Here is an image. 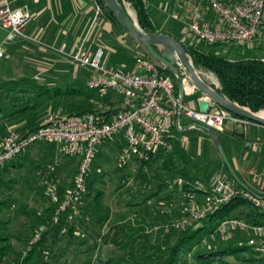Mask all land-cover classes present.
<instances>
[{"label":"trees","instance_id":"1","mask_svg":"<svg viewBox=\"0 0 264 264\" xmlns=\"http://www.w3.org/2000/svg\"><path fill=\"white\" fill-rule=\"evenodd\" d=\"M95 1L100 15L125 31L105 1ZM116 1L123 12H125L123 2L131 6L137 24L144 33L157 32L143 0ZM179 43L195 71H204L215 76L219 84V88L216 89L218 92L252 113L264 111V61L247 57L232 58L229 56V50L209 51L201 44L196 45L190 40ZM153 49L157 50L156 47ZM145 56L158 66L161 75L173 78L172 73L154 61L146 51ZM10 76L13 77V74ZM174 82L177 87L176 81ZM103 106L107 109H103ZM59 107H62L70 117L93 114L101 121H108L122 111L115 95L100 97L95 92L87 90L83 84L50 89L39 86L31 78L11 80L0 78V140L5 139L8 127L20 137L27 136L41 126L49 111L60 109ZM195 130L194 132L205 133L202 130ZM213 132L220 139L219 131ZM172 134L171 152L156 155L148 163L133 164L139 169L143 167L148 169L154 165L156 173L163 176L162 179L165 181L178 176L190 179L188 165L191 161L184 147V139L181 137L183 133L173 127ZM220 141L223 145L221 139ZM41 145L45 146L42 157L28 159V155H24L23 151L0 170V264H77L80 255L85 256L80 264H91L92 255H98L97 264H264V254L246 244L248 238L245 234L238 232L226 238L222 236L210 238L217 223L223 218L236 216L237 219L250 224L262 221L263 215L240 198L222 205L207 215L199 225L180 231L172 230L167 234H163L159 228L153 234L150 228L145 226L144 219L136 212H139L137 211L139 209L146 210L148 201L168 189L169 182L166 187L158 189L142 202L128 205L133 216L139 217L142 221L132 222L127 218L125 221H118L116 228L121 232L120 239L113 244L114 251L105 259L101 258L99 242L103 238L102 230L112 226L110 217L112 211L105 202V193L102 189L110 179L109 175L100 171L99 165L93 159L86 180L87 192L80 204L79 216L72 219L63 216L57 224H53L51 219L55 207L46 192L49 177L36 175L39 169L53 164L51 154L53 146L48 143ZM99 151L97 150L95 156L100 153ZM220 163L227 179L232 180L221 159ZM75 164L77 167V161ZM125 167L118 166L115 170L121 173ZM75 170L71 180L67 182L59 178L62 168L57 165L54 167V173L50 178L60 179V193L70 188ZM170 193L158 201L166 200L168 203L178 199L182 194L181 190L176 189ZM27 198H32L34 203L32 207L27 205ZM152 209L156 213L159 212L155 207ZM21 217L23 223L19 226L23 230L14 232L13 227L21 222ZM40 226L45 227L44 231L36 242L31 243ZM87 241H90L89 245L81 249L80 245Z\"/></svg>","mask_w":264,"mask_h":264},{"label":"built area","instance_id":"2","mask_svg":"<svg viewBox=\"0 0 264 264\" xmlns=\"http://www.w3.org/2000/svg\"><path fill=\"white\" fill-rule=\"evenodd\" d=\"M201 5L207 6L217 25L201 22ZM31 19L25 7L13 9L11 0H0V27L6 31L7 42L25 38L24 30ZM263 28L264 0H193L186 33L190 39L208 46L225 43L242 46L256 41ZM102 55V48L94 53L80 49L70 56V60L76 68L90 72L85 82L86 89L100 97L115 95L119 99L121 112L108 121H101L93 114L70 117L61 109H54L46 114L41 126L34 132L20 137L8 128L5 139L0 140V170L30 146L41 143L51 144L57 156L77 159L71 186L62 193L59 191L60 179L50 178L54 173L55 161L36 172L39 177H49L46 192L55 207L51 219L53 224H57L63 216L68 219L79 216L80 204L87 192L88 172L98 146L105 140L121 136L123 144L116 162L119 167H124L135 162L148 163L156 155L171 152L172 130L173 127L181 128V120L188 123V127L201 125L215 131H220L225 121L234 126L241 125L244 130L250 125L264 129V125L231 115L216 105H211L207 112L184 105L175 94V77L161 75L152 61L138 59L136 66L144 72V75H138L126 69L105 66L101 61ZM175 70L179 76L182 75L183 70L179 65ZM181 81L194 89L187 76ZM215 86L218 87L216 83ZM247 148L253 153L264 154V138L248 142ZM174 182L182 193L178 198L183 201L182 218L166 226L164 232L171 228L180 230L199 225L222 205L240 198L263 215L262 221L250 224L236 218H223L210 238H226L239 232L247 236L246 244L249 247L264 254V164L260 172L252 173L251 186H247V189L239 187L222 174L211 176L206 184L195 182L192 191L189 181L179 179ZM193 192L202 195L201 205L195 202ZM172 203L169 202V208ZM44 229V226L38 228L31 243L39 239Z\"/></svg>","mask_w":264,"mask_h":264},{"label":"crops","instance_id":"3","mask_svg":"<svg viewBox=\"0 0 264 264\" xmlns=\"http://www.w3.org/2000/svg\"><path fill=\"white\" fill-rule=\"evenodd\" d=\"M143 1L149 12V17L157 29L156 33L168 35L177 42L185 41L184 36L185 34L187 35V18L193 0ZM11 7L13 9L25 7L31 14L32 19L24 30L25 38L18 39V43L21 45L20 49L17 51L15 50L16 52L13 54L7 53L5 55L7 60L15 59L14 57L18 60H16L18 66L12 73L13 77H6V75H8L6 74L4 78H0L4 80L25 77L31 78L34 79L39 86H46L50 89L56 87L63 88L64 86L73 84L84 85L85 79L87 80L90 77V72L84 68H76L72 64L70 56L76 54L80 49H86L94 53L98 48L103 49L101 61L105 66L114 69H126L138 75H144V72L137 68L136 62L138 59L148 60L145 56V49L135 42V40L126 36V32L121 33L120 28L114 26L110 21L105 20L104 17L100 15L98 10L99 7L95 0H11ZM200 20L208 25H217L216 18L207 9L206 5L200 6ZM156 49L160 48L156 47ZM24 55L26 58H24ZM241 55L242 57L255 58L253 57L254 52L242 53ZM3 56L1 54L0 59H2ZM260 60L264 61L262 58ZM175 68H177V65H175ZM213 78L214 83H212V88L217 89L215 83L219 87L218 81L215 76H213ZM175 94L178 99L182 100L184 105L198 109L197 100L202 97V95L197 90L191 89L185 85L180 89L177 85V87H175ZM211 105L213 104L211 103ZM184 123H186L184 120L180 121L181 128L179 131L183 133L181 136L182 138L184 134L192 132L193 134L190 135L192 137L191 139L196 138L197 142L203 140L198 132H194L196 131L195 129H201L188 127V124ZM219 133L225 153L227 154L226 148L230 150L232 160L229 159L227 155L229 162L236 175L243 182L241 176L248 179L252 176V173L255 172L250 167L242 170L241 165L236 161H234L233 164V149L236 146L234 139H242L243 136H240L242 133H240L236 126L229 121L224 123ZM191 139H189V141ZM108 142L111 149L115 150V152L118 151L123 144L121 136H117ZM206 145V149H210V146H208V144H205V146ZM192 148L193 146L185 143V149L187 150L189 159L191 163L194 164L192 173L194 172L196 174L200 169L198 168V163L196 164L194 161L197 159H195L196 155ZM44 150V145L35 144L27 148L24 155H28L27 158L38 159L44 155ZM51 154L57 156L54 148ZM209 155L215 163V171L222 174L224 170L219 164L217 157L211 151H209ZM54 161L58 167L63 169V167H65L64 162H75L77 160L76 158H67L64 159V162H61V159ZM262 162L264 163V158ZM131 165L135 166L133 163L128 166ZM262 168L259 169L258 172H260ZM135 169L134 174L137 175L138 168ZM144 171H146V168ZM164 187H166V185H163L161 188ZM155 192L156 190L151 194H155ZM169 194L171 193L163 191L158 197L166 198ZM26 200L28 203L32 201V198H27ZM150 201L151 200L148 202ZM164 201L166 202V200ZM20 220L21 222L19 221L14 225V232H18L19 229H21V231L23 230V228L19 226L23 223V217H21Z\"/></svg>","mask_w":264,"mask_h":264},{"label":"rangeland","instance_id":"4","mask_svg":"<svg viewBox=\"0 0 264 264\" xmlns=\"http://www.w3.org/2000/svg\"><path fill=\"white\" fill-rule=\"evenodd\" d=\"M123 9L124 13L126 16L137 23L135 13L131 6L127 2H123ZM188 20V18H187ZM121 29V28H120ZM121 33L125 32L123 29L120 31ZM126 36H129L130 39H133L128 33H126ZM127 37V38H129ZM185 41L190 40V42L194 44H201L203 48L211 51V50H229V56L234 58V57H242V53H250L254 52L255 58H262L264 59V28L261 31L260 36L257 38L256 41L251 42L248 45H236V44H231V43H225V44H220V45H205L200 42H197L193 39H190L186 34L184 36ZM134 40V39H133ZM136 42V41H135ZM20 43H18V40L14 42H7L6 41V31L0 27V52L3 56L2 59H0V77L4 78L6 74L7 76H10V73H13L14 69L18 66L17 65V58L14 57L15 59H10L7 60L5 55L7 53L13 54L16 52L18 49H20ZM16 50V51H15ZM143 50V49H142ZM20 56V55H19ZM24 58L26 56L24 55ZM18 61V60H17ZM198 74L199 78L201 81H203L206 85L213 87V74L204 72V71H196ZM187 75L183 72L180 78H185ZM86 79L84 81L85 85ZM219 88V87H217ZM70 100V99H69ZM62 111L63 108L59 107ZM101 108V107H99ZM103 109H107L106 106L102 107ZM64 112V111H63ZM263 112V111H262ZM65 113V112H64ZM261 113V112H260ZM66 114V113H65ZM227 121H225L226 123ZM11 128V127H8ZM7 128V129H8ZM223 128V127H222ZM237 130L243 134V138L238 140L234 139L235 141V147L233 149V164L234 161L238 162V164L241 165L242 170L246 169L247 167H250L254 170L255 173L259 171L263 167V158L264 155L263 153H253L247 148V144L250 141H254L255 139H262L264 138V129L260 126H254L250 125L246 130L243 129V126L241 125H236ZM197 133V132H196ZM191 133H187L183 135L184 142L187 143V145L193 146V152L195 153V163L200 166L198 168L200 169L198 173H192L193 170V163H190L188 165V168L190 170V179H184L183 177H174L172 180H168L169 184H172L174 180H182L184 182L189 181L190 183V190H194V184L195 182H201L206 184L207 181L210 179L211 176L215 174H219L215 171V163L213 162V159L209 155V151H211L216 157L219 162V164L222 166L220 163V158L218 156V153L212 144L211 140L206 136L205 133L203 132H198L200 137L203 138L202 141L197 142L196 138L191 139L192 137L190 136ZM197 137V136H196ZM189 139H191L189 141ZM110 140H105L101 145L98 146V150H100L99 154L95 156L94 161L96 164L99 165V170L102 171L104 174L109 175L110 179L106 184L103 185L102 189L104 190L105 193V202L109 205L112 213H111V224L112 226L109 228H104L102 230L103 233V238L99 242V249L101 250V254L99 256L101 258H106L111 252L114 251L113 249V244L117 242L120 238L119 236L121 235V232L116 228L118 221H125L124 219H129L130 221H135L139 220V217L144 219L145 226L150 228L152 233L158 231L159 228L162 229L163 234H167L168 232L172 230H176L171 228L168 232H164V228L166 226H170L173 223H176L181 220L182 214H181V199L174 200L172 203V207L169 208V202L166 203L165 201H158L159 197H153L150 202H148V207L146 210L139 209L136 212L137 215H139L138 218L133 216L131 208L128 207L129 204H137L142 202V200L149 196L151 193H154V191L160 189L163 185H166L167 180H163L160 174L156 173V169L154 165H151L148 169L146 167H143L142 169L137 170L138 174H134V171L137 168L136 166H126L123 171L118 172L115 169L118 167L117 165V156H118V151L115 152V150L111 149L109 142ZM184 143V147H185ZM189 143V144H188ZM192 144V145H191ZM208 144L210 146V149H206ZM227 149V155L229 156V159L232 160L231 155H230V150L229 148ZM228 158V157H227ZM53 160H59L61 159V162H64L65 158L59 157V156H53ZM228 159V160H229ZM64 166L61 173L59 174V178H63L67 182L71 180L72 174L75 170L76 164L75 162H64ZM261 166V168H260ZM135 167V168H134ZM179 167V166H178ZM181 167V166H180ZM223 167V166H222ZM146 168V171L144 169ZM135 169V170H134ZM224 170V169H223ZM141 172V173H139ZM196 172V171H195ZM222 176L227 178L226 173L223 171ZM243 182L247 186H251V179L252 176H250L248 179L244 178L241 176ZM179 190V187L175 184V182L171 185V188L165 189L164 191H167L168 193L171 192V190ZM162 193V192H161ZM159 193V194H161ZM152 195V194H151ZM194 200L197 202L199 205L202 204L203 198L202 195H199L198 192H193ZM163 202V203H162ZM181 202V203H180ZM33 202H28L27 205L30 207L33 206ZM158 204H161L158 206ZM42 205V203H41ZM127 207L129 209H127ZM152 207L156 208L157 211L160 212H154ZM168 209V210H166ZM233 218H236V216H233ZM237 219V218H236ZM149 230V231H150ZM183 230V229H180ZM178 230V231H180ZM241 234V233H240ZM90 241H87L83 245H80L81 249H84L89 245ZM87 257V256H86ZM97 257L98 255H92L91 258V264H97ZM85 258V256L80 255L77 258V264H80V262Z\"/></svg>","mask_w":264,"mask_h":264},{"label":"water","instance_id":"5","mask_svg":"<svg viewBox=\"0 0 264 264\" xmlns=\"http://www.w3.org/2000/svg\"><path fill=\"white\" fill-rule=\"evenodd\" d=\"M104 1L125 31L145 49L146 53L154 61L166 67L172 73L180 89H182L183 83L175 70V65H179L182 68L193 88L202 95V97L197 100L199 111L207 112L212 103L231 115L246 119L256 124L264 125V118L258 116V113H252L248 109L237 105L232 100L218 92L215 88H212L201 81L179 42L165 34L144 33L136 22L130 20L126 16L116 0ZM153 47H159L160 49L154 50ZM177 120H179V116L177 117ZM193 127L199 128L207 134L231 179L239 187L247 189V186L239 179L233 170L226 156L223 145L220 139L214 134L213 130L201 125H193Z\"/></svg>","mask_w":264,"mask_h":264},{"label":"bare ground","instance_id":"6","mask_svg":"<svg viewBox=\"0 0 264 264\" xmlns=\"http://www.w3.org/2000/svg\"><path fill=\"white\" fill-rule=\"evenodd\" d=\"M258 116L264 118V111H263V112L261 111V113L259 112V113H258Z\"/></svg>","mask_w":264,"mask_h":264}]
</instances>
